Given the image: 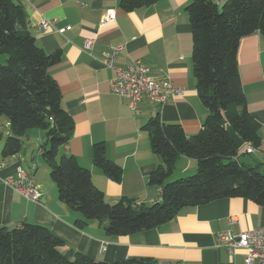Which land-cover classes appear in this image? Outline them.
Wrapping results in <instances>:
<instances>
[{
    "label": "crops",
    "instance_id": "crops-1",
    "mask_svg": "<svg viewBox=\"0 0 264 264\" xmlns=\"http://www.w3.org/2000/svg\"><path fill=\"white\" fill-rule=\"evenodd\" d=\"M120 1L21 0L37 43L49 54L63 53L62 61L50 69L61 91L62 106L75 123L63 153L76 157L91 171L94 184L108 203L130 198L152 205L161 201V189L151 186L149 177L164 163L153 153L144 126L159 114L162 122L181 125L190 137L200 131L208 116L194 76L193 29L187 13L191 0H161L129 13L120 8ZM213 1L222 9L230 0ZM108 16L113 20L104 23ZM46 21L51 27L44 30L41 25ZM88 41L94 42L90 51L85 50ZM110 47H123L118 66L141 60L158 78L183 89L184 95L160 109L145 101L140 113H132L127 102L111 91L115 71L101 63ZM237 60L248 110L260 124L262 139L259 148L240 160L259 166L264 173V36L260 32L241 39ZM6 120L9 137L10 123ZM33 137L38 148L46 139L43 131L27 132L22 151L3 158L4 134L0 131V228H21L24 223L44 226L62 240L64 254L78 252L109 264L132 259H149L156 264H246V251L237 249L230 254L220 245V236L227 231L239 234L264 228L263 207L243 198H230L185 208L163 226L133 235L111 237L97 223L80 229L76 221L82 216L59 200L42 153L39 151L38 157L31 153ZM100 142L105 144L108 159L123 168L119 183L94 165L93 146ZM20 170L34 180L42 195L39 203L25 199L4 183L16 179ZM179 171L182 175L196 172V161L179 157L170 180H175Z\"/></svg>",
    "mask_w": 264,
    "mask_h": 264
},
{
    "label": "trees",
    "instance_id": "trees-1",
    "mask_svg": "<svg viewBox=\"0 0 264 264\" xmlns=\"http://www.w3.org/2000/svg\"><path fill=\"white\" fill-rule=\"evenodd\" d=\"M161 0H121L125 12L152 6ZM187 13L193 29V69L199 98L208 110L200 131L187 136L179 124H166L159 114L144 126L151 149L163 159L149 177L161 189V201L146 205L123 198L110 204L93 182L91 171L78 159L63 153L75 123L62 106V95L50 69L62 61L58 50L47 53L32 35L21 0H0V117L10 123L11 134L1 151L3 158L18 155L30 130L45 133L39 151L56 185L59 200L81 214L80 229L97 223L111 237L133 235L159 228L185 208L213 201L243 198L264 208V173L259 166L241 162L231 141V127L246 146L261 145L260 124L249 112L242 90L238 49L242 38L260 32L264 36V0H230L220 10L213 0H191ZM93 162L112 181L121 182L123 168L109 160L103 142L92 150ZM181 156L194 159L196 174L170 180ZM34 181V180H33ZM62 240L41 225L0 228V264H109L70 252ZM112 264H156L132 259Z\"/></svg>",
    "mask_w": 264,
    "mask_h": 264
},
{
    "label": "built area",
    "instance_id": "built-area-1",
    "mask_svg": "<svg viewBox=\"0 0 264 264\" xmlns=\"http://www.w3.org/2000/svg\"><path fill=\"white\" fill-rule=\"evenodd\" d=\"M111 20L113 17L108 16L104 23ZM50 27L49 21L41 25L44 30ZM93 44V41H88L85 50H92ZM122 50L123 47H110L103 53L101 63L104 68L115 71V77L110 81L111 91L127 102L132 113H140L145 101L160 109L169 101L184 95L183 89L167 79L158 78L153 69L141 60L128 63L123 67L118 66L117 59ZM253 151L252 146L245 145L240 150V154H251ZM4 183L29 201L39 203L41 200L42 195L32 177L22 170L19 171L16 179L9 178ZM220 241V245L230 254H234L237 249L245 250L246 264H264V228L239 234L227 231L221 234ZM102 250H106L105 245Z\"/></svg>",
    "mask_w": 264,
    "mask_h": 264
},
{
    "label": "rangeland",
    "instance_id": "rangeland-1",
    "mask_svg": "<svg viewBox=\"0 0 264 264\" xmlns=\"http://www.w3.org/2000/svg\"><path fill=\"white\" fill-rule=\"evenodd\" d=\"M221 10V9H220ZM7 63V57L5 56V55H1L0 54V65H5ZM6 122H7V120H6V118L5 117H2L1 118V121H0V131L4 134V144H3V146H2V148H1V151H2V149H3V147H4V145H5V143H6V139H7V137H8V134H7V132H8V129L6 128ZM33 131H36V132H42V131H40V130H38V129H35V130H30L29 131V133L30 132H33ZM27 138V137H26ZM26 138H24V140L26 139ZM36 137H33V140H32V144H33V148H31V153H33V155L35 156V157H38L39 156V149H38V147H37V145H36ZM41 140H38V142L37 143H39V144H41ZM28 144V143H27ZM42 163L43 164H45V162L44 161H42ZM45 166L48 168V166L45 164ZM24 167H25V169L26 170H29V168H28V166L26 165V164H24ZM49 169V168H48ZM196 174V172H189V173H187V174H181L180 173V171L179 172H177L176 174H175V180H179V179H184V178H188V177H191V176H193V175H195Z\"/></svg>",
    "mask_w": 264,
    "mask_h": 264
},
{
    "label": "water",
    "instance_id": "water-1",
    "mask_svg": "<svg viewBox=\"0 0 264 264\" xmlns=\"http://www.w3.org/2000/svg\"><path fill=\"white\" fill-rule=\"evenodd\" d=\"M228 135L231 141L235 144L238 150H241L246 144L245 142L235 133V131L231 128H227Z\"/></svg>",
    "mask_w": 264,
    "mask_h": 264
}]
</instances>
